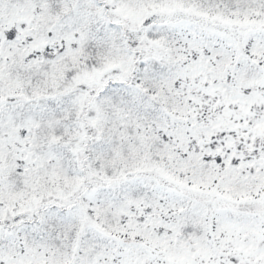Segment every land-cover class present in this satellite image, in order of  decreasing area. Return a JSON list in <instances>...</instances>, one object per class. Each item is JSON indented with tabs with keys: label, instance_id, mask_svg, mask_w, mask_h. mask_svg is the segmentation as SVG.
I'll return each mask as SVG.
<instances>
[{
	"label": "snow or ice",
	"instance_id": "6c2138e0",
	"mask_svg": "<svg viewBox=\"0 0 264 264\" xmlns=\"http://www.w3.org/2000/svg\"><path fill=\"white\" fill-rule=\"evenodd\" d=\"M0 264H264V0H0Z\"/></svg>",
	"mask_w": 264,
	"mask_h": 264
}]
</instances>
